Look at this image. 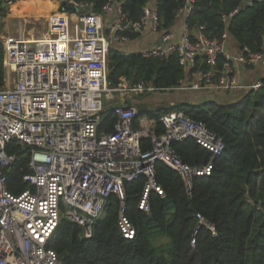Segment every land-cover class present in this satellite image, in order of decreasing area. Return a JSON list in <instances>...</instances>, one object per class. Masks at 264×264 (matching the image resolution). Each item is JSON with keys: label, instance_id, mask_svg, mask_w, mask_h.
<instances>
[{"label": "built area", "instance_id": "2783aa9c", "mask_svg": "<svg viewBox=\"0 0 264 264\" xmlns=\"http://www.w3.org/2000/svg\"><path fill=\"white\" fill-rule=\"evenodd\" d=\"M3 2L0 8L15 3ZM61 2L80 10L76 20L67 12L50 13L44 36H10L4 42V67L9 79L13 74V81L12 87L0 89V264H63L57 251L49 247L62 216L81 227L83 238H92L95 223L113 195L121 203L118 227L124 238L134 239L136 227L125 213L127 182L146 178L139 208L149 213L151 192L165 196L156 179L157 161L175 169L189 192L194 177L208 176L214 168L212 160L202 167L185 163L173 147L176 142L194 139L212 158L225 149L220 136L183 110L163 114L160 121L165 131L158 134L151 121L139 117L143 111L139 106L116 102L120 94L158 90L127 77L113 84L108 64L114 43L128 41L130 34L149 25L159 30L156 4L146 6L143 16L133 20L120 3L110 2L103 12L118 8V13L105 27L103 12H96L92 4ZM195 3L185 0L178 17L187 18ZM194 36L185 22L178 40L173 32H166L162 43L143 55L163 59L176 54L188 75L200 78L190 89L257 91L264 87L263 80L240 85L233 71L234 62L264 68V50L245 47L234 56L227 51L228 32L215 38L202 33ZM199 58L209 69L199 64ZM109 113L116 121L110 131L101 130ZM137 119L143 127H135ZM144 137L151 140L152 149H142ZM19 151L29 153L30 172L23 176L28 187L14 193L8 188L6 169L17 161ZM197 218L214 232L202 214Z\"/></svg>", "mask_w": 264, "mask_h": 264}, {"label": "trees", "instance_id": "16d2710c", "mask_svg": "<svg viewBox=\"0 0 264 264\" xmlns=\"http://www.w3.org/2000/svg\"><path fill=\"white\" fill-rule=\"evenodd\" d=\"M75 1L92 4L98 13L114 1L133 20L140 19L145 7L155 3L159 29L167 32L185 4V0ZM60 5L61 0H24L15 12L43 16L55 13ZM7 12V7L1 6L0 14L5 16ZM186 23L193 38L196 32L209 38L228 32L242 49L264 50V0H196ZM138 36L130 34L131 38ZM198 62L209 69L203 58ZM222 62L221 58L219 68ZM108 64L113 84L125 76L132 83L167 90L182 86L188 74L176 54L148 58L112 47ZM4 85V50L0 42V89ZM171 110H183L224 140L225 149L215 158L194 139L173 145L188 165L202 167L212 160V173L194 177L189 192L175 169L157 161L156 179L165 196L151 192L149 213L139 208L146 178L127 182L125 213L136 227L134 239L124 238L118 227L121 203L115 195L108 199L103 215L95 223L92 238H83L81 227L62 216L49 247L57 251L63 264H264V87L246 91L236 103L184 102L143 110L139 117L151 121L152 129L161 134L165 127L160 118ZM115 121L109 113L101 130L110 131ZM141 146L143 150L153 147L148 137L142 139ZM29 160L27 151H19L17 161L6 169L10 191L20 193L28 187L23 176L30 172ZM198 213L214 232L199 224ZM163 238L169 240L167 249L157 244Z\"/></svg>", "mask_w": 264, "mask_h": 264}, {"label": "crops", "instance_id": "0c3cea01", "mask_svg": "<svg viewBox=\"0 0 264 264\" xmlns=\"http://www.w3.org/2000/svg\"><path fill=\"white\" fill-rule=\"evenodd\" d=\"M24 3V0H17L13 5L6 6L7 7V14L5 16H2L0 14V42L3 46L4 50V58H5V49H4V42L8 37L10 36H20L23 35L24 37L28 39H36L38 37H42L45 34L48 33L49 27L47 29V32H43L42 27H38V21L41 17H46L47 16V24H48V15H27L20 13L19 11L15 12V9L18 10L21 8V4ZM153 3V2H152ZM149 4L148 6H150ZM14 8V10H12ZM79 9L77 8L76 11H65L71 15L72 20H76V16L79 13ZM118 8H115V11H109V12H103L104 16V23L105 27L108 25L112 24L117 16ZM56 12H59V9H57ZM51 13V11H50ZM49 13V14H50ZM40 17V18H39ZM186 22V18L183 16H179L173 27L170 29L168 32H173L174 33V40H178V38L181 36L184 30V24ZM167 31L159 29L156 31L152 25H149L144 31L140 33H135L139 34L138 37L135 38H130L126 42H117L114 43L112 47L118 49L119 51H123L125 53H142L148 49H151L157 44L162 43V35L166 33ZM200 32H196L195 34H199ZM242 48L241 46L237 43L235 38L232 36L229 37L227 41V51L231 55H238L241 52ZM233 71L234 75L236 76L238 82L240 85H250L255 83L258 80H263L264 81V68L260 65H255L251 67H245L241 65L238 62L233 63ZM187 72V71H186ZM7 72L5 69V83H6V78H7ZM125 77V76H124ZM200 81V78L198 76H189L187 74L186 79L183 81L182 86L174 89H167V90H161L158 89L156 91L150 92V103H153L155 105H159L158 108L166 107V106H171V105H176L179 103H184V102H189V103H204L210 100L218 101L221 103H236L238 102L241 98H243L244 94L246 93L245 89H234L231 91H218V90H211V89H202L199 92H197L196 96L199 97L198 99H201L200 101H190L189 98L192 96L190 90H195V89H190L189 86H191L194 82ZM6 86V84L4 85ZM177 91V92H176ZM180 93H179V92ZM159 92V93H171V92H176L179 93L177 96L175 95H168V97L164 98L165 95L160 96V98L154 93ZM190 94H188V93ZM173 93V94H176ZM144 94L141 95H130L128 93L125 94H120L117 99V104H123V105H136L139 107H147V109L153 110L148 104L142 102L139 97H141ZM163 102L165 105H162ZM156 108V109H158ZM155 109V108H154ZM137 121V120H136ZM135 121V122H136ZM144 124L138 122V126L136 127H143Z\"/></svg>", "mask_w": 264, "mask_h": 264}, {"label": "rangeland", "instance_id": "374dc122", "mask_svg": "<svg viewBox=\"0 0 264 264\" xmlns=\"http://www.w3.org/2000/svg\"><path fill=\"white\" fill-rule=\"evenodd\" d=\"M247 2H248V0H247ZM50 13V12H49ZM49 16V15H48ZM37 17V16H36ZM38 18V17H37ZM40 18V17H39ZM38 21V27L39 28H41L42 27V29H43V32H47V29H48V24H47V16L46 17H41L39 20H37ZM7 78H8V83H7V87H12V81H13V74L12 75H10V79H9V77L7 76ZM5 86V87H6ZM191 92V97L189 98V100L190 101H193V102H196V101H200L201 99H198L197 100V98H199V97H197L196 96V94H197V92H199L200 90H190ZM177 92V91H176ZM176 92H171V93H168V94H165V93H159V92H156V93H154V95H156V96H158L159 98H160V96H162V95H165L164 96V98H166V97H168V95H175V96H177L179 93H176ZM173 93H176V94H173ZM186 93H188V92H186ZM190 93H188V94H190ZM141 95V94H140ZM150 95H151V93H145V95H142L141 97H139L140 99H141V101L142 102H144V103H146V105L148 104V106H150L151 108H155V110H156V108H158L159 107V105H155V104H153V103H150L149 102V100H150ZM202 101V100H201ZM161 103H163V102H161ZM162 105H165L164 103L162 104ZM158 106V107H157ZM158 245H162L164 248H168V246H169V240H168V238H163V239H160V241L157 243Z\"/></svg>", "mask_w": 264, "mask_h": 264}, {"label": "water", "instance_id": "95a60500", "mask_svg": "<svg viewBox=\"0 0 264 264\" xmlns=\"http://www.w3.org/2000/svg\"><path fill=\"white\" fill-rule=\"evenodd\" d=\"M250 1H254V0H250ZM155 4V3H154ZM77 7L74 4L68 3V2H61V5L59 7V12H65V11H76ZM47 15H49V13H47ZM141 110H147V107H140Z\"/></svg>", "mask_w": 264, "mask_h": 264}, {"label": "bare ground", "instance_id": "6f19581e", "mask_svg": "<svg viewBox=\"0 0 264 264\" xmlns=\"http://www.w3.org/2000/svg\"><path fill=\"white\" fill-rule=\"evenodd\" d=\"M20 12V11H19ZM48 12L45 13V15H47Z\"/></svg>", "mask_w": 264, "mask_h": 264}]
</instances>
